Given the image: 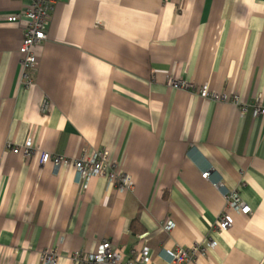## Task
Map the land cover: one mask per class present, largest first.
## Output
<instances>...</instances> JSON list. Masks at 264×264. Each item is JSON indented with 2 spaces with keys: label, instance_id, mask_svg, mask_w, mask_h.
<instances>
[{
  "label": "crops",
  "instance_id": "crops-1",
  "mask_svg": "<svg viewBox=\"0 0 264 264\" xmlns=\"http://www.w3.org/2000/svg\"><path fill=\"white\" fill-rule=\"evenodd\" d=\"M28 5L0 0V264H42L52 251L57 264H74L73 253L104 241L124 261L148 247L149 264H178L165 250L215 243L185 264H264V119L253 114L264 106V0H65L33 49L26 89V20L6 19ZM28 139L29 157L6 149ZM97 150L131 176L132 191L103 178L84 191L72 166L39 162L43 151L78 159ZM212 182L250 213L229 209ZM222 213L233 221L224 232Z\"/></svg>",
  "mask_w": 264,
  "mask_h": 264
},
{
  "label": "built area",
  "instance_id": "built-area-1",
  "mask_svg": "<svg viewBox=\"0 0 264 264\" xmlns=\"http://www.w3.org/2000/svg\"><path fill=\"white\" fill-rule=\"evenodd\" d=\"M63 1L65 0H29V5L24 11L6 19L9 23H17L22 19L26 20L24 21L26 25L22 29L23 37L19 47L21 80L26 89L34 84L31 72L38 66V58L33 49L47 40L46 30L50 12L56 4ZM167 84L173 89H189L191 86L189 83L177 79H168ZM199 92L205 98L224 100V96L209 93L205 88L199 89ZM233 102L238 104L239 101L235 98ZM47 108V102H43L42 111H46ZM246 110L245 107H242L241 114L245 115ZM253 114L264 119V106L255 105ZM6 149L15 154L22 153L26 157L31 156L34 152L33 143L30 139L16 147H12L10 143H7ZM108 156V150H97L90 155L83 153L78 159H68L43 151L40 153L39 162L41 165L52 163L56 169L72 166L76 172V183L84 191H86L90 180L93 178H103L109 183L116 185L119 194L132 191L134 183L131 176L121 171L113 170L108 162ZM201 177L204 180H210L209 171L202 173ZM212 185L216 189L220 188V192L229 209L243 215L250 213V207L242 201L237 193L226 191L218 182H212ZM173 227L172 223L164 225L166 231H170ZM232 227L233 221L231 218L225 213L220 214L217 229L224 232ZM214 246L215 243H206L203 247L196 245L189 250L169 249L165 250V253L174 263L185 264L193 261L198 254H203L205 248ZM57 259L58 256L54 251L44 252L41 255L42 264H57ZM72 261L74 264H149L151 251L148 247H142L138 250L134 249L131 251V259L124 261L122 255L108 241H104L90 253L76 251L72 255Z\"/></svg>",
  "mask_w": 264,
  "mask_h": 264
},
{
  "label": "trees",
  "instance_id": "trees-1",
  "mask_svg": "<svg viewBox=\"0 0 264 264\" xmlns=\"http://www.w3.org/2000/svg\"><path fill=\"white\" fill-rule=\"evenodd\" d=\"M139 227V224L137 221H132L131 225H130V230L133 232V233H138L139 230L137 231V229Z\"/></svg>",
  "mask_w": 264,
  "mask_h": 264
}]
</instances>
